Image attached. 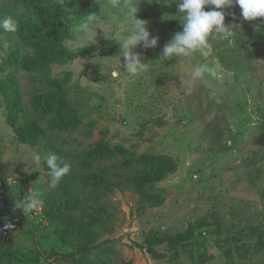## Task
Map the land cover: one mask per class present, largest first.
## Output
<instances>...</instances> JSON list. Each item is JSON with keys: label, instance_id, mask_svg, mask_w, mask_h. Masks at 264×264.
<instances>
[{"label": "rangeland", "instance_id": "374dc122", "mask_svg": "<svg viewBox=\"0 0 264 264\" xmlns=\"http://www.w3.org/2000/svg\"><path fill=\"white\" fill-rule=\"evenodd\" d=\"M87 1L62 45L92 47L89 55L51 63L48 70V78L70 73L69 104L81 119L74 130L49 128L50 116L40 117L31 104L48 87L46 78L13 69L5 62L10 46L0 48V80L16 73L6 94L0 85V250H13L12 264H196L200 258V264H264V18L245 21L238 5L223 9L225 24L239 25L233 38L210 40L207 60L195 53L162 61L164 45L182 31L177 0H137V18L159 40L155 48L134 49L148 70L132 76L119 45L133 22L107 0ZM90 11L103 13L104 33L76 32ZM201 63L218 66L219 78L193 81ZM113 68L120 72L116 79ZM15 96L21 109L11 125L7 105ZM34 120L45 132L32 145L18 131ZM99 139L135 155L175 159L176 171L155 183L164 190L162 205H143L123 186L121 154L83 164L84 152ZM51 153L71 166L54 188L44 159ZM104 168L120 187L95 191L82 183V173ZM28 199L41 202L40 214L23 207ZM77 200L80 208L66 207ZM84 210L99 222L90 224ZM188 227L201 238L178 247L176 255L166 244L154 245L157 258L138 246L150 230L174 235Z\"/></svg>", "mask_w": 264, "mask_h": 264}, {"label": "trees", "instance_id": "16d2710c", "mask_svg": "<svg viewBox=\"0 0 264 264\" xmlns=\"http://www.w3.org/2000/svg\"><path fill=\"white\" fill-rule=\"evenodd\" d=\"M88 4L87 0H0V17L11 15L19 25L18 31L15 33H5L0 30V48L5 44L10 46L5 62L13 66L15 70L22 69L46 78L48 87L43 92L34 94L31 97V104L40 117L50 116L49 128L59 131L74 130L81 119L69 104L66 84L69 81L70 73L66 72L62 77L48 78L49 65L60 60H71L78 56L89 55L92 47L85 46L69 50L62 45V41L70 35L72 19L83 16L86 12L85 6ZM107 51H110V47ZM15 74L10 71L6 74L5 79L0 80L3 93L6 94L7 87L13 83ZM10 91L7 92V95ZM20 104V98L15 96L7 105L9 111L7 119L11 125L16 124V110L21 109ZM44 132L36 120L32 122L31 126L18 131L21 140L32 145L37 143L36 137ZM117 153L122 155V166L127 170L122 175L123 186L125 185L136 193L139 202L143 205H162L165 200L164 190L156 188L155 183L176 171L175 159L164 154L142 153L135 155L122 147H111L106 141L99 139L89 150L84 152L83 164L89 166L95 160L109 158ZM80 179L83 184L91 186L95 191H100L103 186L110 191L112 186L120 187L118 182L109 180L107 168L82 173ZM64 189L68 192L71 187L66 186ZM89 204L88 208H93ZM81 205L82 202L77 200L75 203H67L66 207L78 209ZM84 214L88 217L90 224L100 220V217L91 215L90 211L84 210ZM260 237L259 235V240ZM194 238H201V233L195 232L193 227H188L187 230L174 235H159L157 230H150V234L146 236L145 244L138 246L157 258L161 255L155 250V244H166L170 250H174L173 255H176L178 247L185 248ZM87 247L88 245L84 243L80 247V251H84ZM13 256L11 248L0 250V264H12ZM203 260L200 258L196 264H200Z\"/></svg>", "mask_w": 264, "mask_h": 264}, {"label": "clouds", "instance_id": "9594fccd", "mask_svg": "<svg viewBox=\"0 0 264 264\" xmlns=\"http://www.w3.org/2000/svg\"><path fill=\"white\" fill-rule=\"evenodd\" d=\"M140 2V0H139ZM137 0H107V7L122 13L129 21H132V29L123 38L119 45V56L124 58V69L132 76L148 70V63L142 62L141 54L135 52L137 46L143 48H155L159 38L152 36L147 27V21L137 18L139 11ZM238 5L241 9V16L245 21H253L257 18H264V0H177L179 18L182 21V31L174 34L162 50L160 59L172 60L173 58L191 57L195 53L207 60L212 54L210 40L225 41L233 38L238 32L239 25L225 24V13L223 9L232 8ZM212 10L205 11L206 7ZM103 7V5H101ZM234 16V14H233ZM165 19V17H164ZM18 21L11 15L0 17V30L5 33L18 31ZM97 29L103 30V13L90 11L83 20L76 26V32L88 34L90 31L97 35ZM259 30V26H257ZM7 47V44H5ZM110 75L113 79L119 77L120 72L112 69ZM205 75L218 79V66L201 63L191 73L193 81L203 79ZM39 163L40 155L34 157ZM45 163L49 169V187L54 188L66 176L71 166L55 153L47 155ZM17 206L21 208V205ZM38 199H28L23 207L28 211L38 210L41 207ZM5 227H11L10 224Z\"/></svg>", "mask_w": 264, "mask_h": 264}, {"label": "built area", "instance_id": "2783aa9c", "mask_svg": "<svg viewBox=\"0 0 264 264\" xmlns=\"http://www.w3.org/2000/svg\"><path fill=\"white\" fill-rule=\"evenodd\" d=\"M41 209H42V208L40 207L38 210H34V213H36V212H37V213H39V214H40V212H41Z\"/></svg>", "mask_w": 264, "mask_h": 264}]
</instances>
